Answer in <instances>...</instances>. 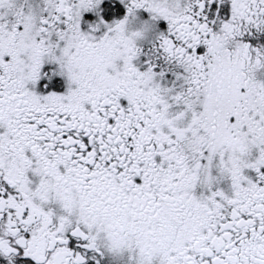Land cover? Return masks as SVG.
Masks as SVG:
<instances>
[{
  "label": "snow or ice",
  "instance_id": "obj_1",
  "mask_svg": "<svg viewBox=\"0 0 264 264\" xmlns=\"http://www.w3.org/2000/svg\"><path fill=\"white\" fill-rule=\"evenodd\" d=\"M0 264H264V0H0Z\"/></svg>",
  "mask_w": 264,
  "mask_h": 264
}]
</instances>
